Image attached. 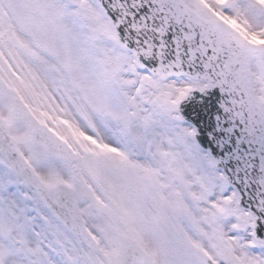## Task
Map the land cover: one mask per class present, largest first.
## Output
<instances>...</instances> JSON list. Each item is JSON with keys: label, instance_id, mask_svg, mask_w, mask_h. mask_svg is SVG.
Returning a JSON list of instances; mask_svg holds the SVG:
<instances>
[{"label": "snow or ice", "instance_id": "obj_1", "mask_svg": "<svg viewBox=\"0 0 264 264\" xmlns=\"http://www.w3.org/2000/svg\"><path fill=\"white\" fill-rule=\"evenodd\" d=\"M0 264H264V0H0Z\"/></svg>", "mask_w": 264, "mask_h": 264}]
</instances>
